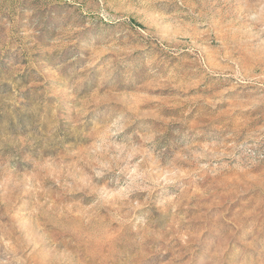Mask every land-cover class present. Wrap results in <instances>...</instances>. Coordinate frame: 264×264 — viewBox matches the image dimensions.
<instances>
[{
    "label": "rangeland",
    "instance_id": "rangeland-1",
    "mask_svg": "<svg viewBox=\"0 0 264 264\" xmlns=\"http://www.w3.org/2000/svg\"><path fill=\"white\" fill-rule=\"evenodd\" d=\"M0 264H264V0H0Z\"/></svg>",
    "mask_w": 264,
    "mask_h": 264
}]
</instances>
